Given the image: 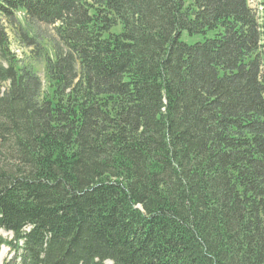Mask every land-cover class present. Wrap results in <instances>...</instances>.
I'll use <instances>...</instances> for the list:
<instances>
[{
  "label": "trees",
  "instance_id": "16d2710c",
  "mask_svg": "<svg viewBox=\"0 0 264 264\" xmlns=\"http://www.w3.org/2000/svg\"><path fill=\"white\" fill-rule=\"evenodd\" d=\"M0 231L3 264H264V13L0 0Z\"/></svg>",
  "mask_w": 264,
  "mask_h": 264
},
{
  "label": "rangeland",
  "instance_id": "374dc122",
  "mask_svg": "<svg viewBox=\"0 0 264 264\" xmlns=\"http://www.w3.org/2000/svg\"><path fill=\"white\" fill-rule=\"evenodd\" d=\"M251 6H253L255 13H260L262 15L264 13V3L263 0H249ZM8 31L10 34V49L11 51L21 60V63H36V67L41 75L42 78H44V61L40 59H34V47L33 46H27L25 42L20 40L18 37H15L12 32H11V27H8ZM42 33L50 34V27L47 26H42L41 29ZM0 233L7 237L10 238L11 234L6 233L5 231H0ZM12 254L9 252V249L7 247H4L1 254H0V264L4 263V260L6 258L10 259Z\"/></svg>",
  "mask_w": 264,
  "mask_h": 264
}]
</instances>
